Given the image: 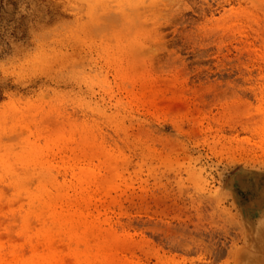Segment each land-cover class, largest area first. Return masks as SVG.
Listing matches in <instances>:
<instances>
[{"label": "rangeland", "instance_id": "1", "mask_svg": "<svg viewBox=\"0 0 264 264\" xmlns=\"http://www.w3.org/2000/svg\"><path fill=\"white\" fill-rule=\"evenodd\" d=\"M0 264H264V0H0Z\"/></svg>", "mask_w": 264, "mask_h": 264}, {"label": "bare ground", "instance_id": "2", "mask_svg": "<svg viewBox=\"0 0 264 264\" xmlns=\"http://www.w3.org/2000/svg\"><path fill=\"white\" fill-rule=\"evenodd\" d=\"M258 171V170H257ZM241 173V172H240ZM262 174V173H261ZM235 178V177H234ZM231 181L232 180H230V185H231ZM246 188V187H245ZM241 189H243V188H241ZM247 189V188H246ZM234 190H236V189H234ZM240 190V189H239ZM242 191V190H241ZM227 194V193H226ZM233 198V197H232ZM263 198V197H262ZM234 199V198H233ZM239 202V201H238ZM255 204V203H254ZM256 205V204H255ZM240 207V206H239ZM249 211V210H248ZM259 211V210H258ZM238 212V211H237ZM254 212V211H253ZM243 213V212H242ZM250 214V213H249ZM255 214H258V213H255ZM248 217H250V215L248 216ZM245 218V217H244ZM257 219V218H256ZM252 221V220H251ZM261 226V225H260ZM254 230V229H253ZM260 246V245H259ZM261 247V246H260Z\"/></svg>", "mask_w": 264, "mask_h": 264}]
</instances>
